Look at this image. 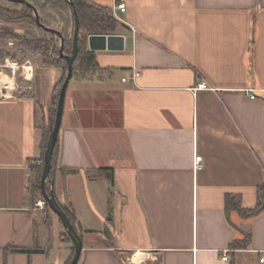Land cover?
Here are the masks:
<instances>
[{
	"label": "crops",
	"instance_id": "1",
	"mask_svg": "<svg viewBox=\"0 0 264 264\" xmlns=\"http://www.w3.org/2000/svg\"><path fill=\"white\" fill-rule=\"evenodd\" d=\"M88 1L127 12L125 49L94 51V78L67 89L52 187L76 214L78 264H264V211L230 214L245 249L225 213L227 194L253 209L264 184V0ZM25 71L22 91L0 72V264H65L71 243L37 186L53 90L37 100Z\"/></svg>",
	"mask_w": 264,
	"mask_h": 264
},
{
	"label": "trees",
	"instance_id": "2",
	"mask_svg": "<svg viewBox=\"0 0 264 264\" xmlns=\"http://www.w3.org/2000/svg\"><path fill=\"white\" fill-rule=\"evenodd\" d=\"M10 1V0H8ZM22 2H13L16 5V8L21 7L22 9L11 10L4 7L0 4V17L7 21L11 20H21V19H30V22L34 25L36 33H29L27 36L23 37L22 35L13 34L7 32L6 28L0 27V39L3 38L2 34H6L4 37H13L17 39L22 46L42 57L43 64L45 68H57L64 72V77L58 82L57 88L58 92L54 94V108L52 110V117L50 124L45 130L43 137L42 148L45 153L47 148V143L49 136L54 127L57 113V105L60 96V90L64 84V81L67 76L68 64L64 57H61V39L55 33V31L60 32L63 35L65 44H64V54L70 56L73 52V38L75 32V10L78 14L80 21V34H79V51L77 58L74 63L73 68V77L72 79L78 80H90L94 78L97 70L99 69L98 62L94 51H86L82 49L81 41L87 38L90 35H115L119 34L120 27L122 23L116 20L112 14V10L107 7H101L92 4L88 0H24ZM27 3L32 4L40 15V21L43 24V27L39 26L36 22V16L34 10L28 6ZM11 22V21H10ZM49 28V29H46ZM5 57L0 55V61L4 62ZM59 139L53 155L52 160V169L50 173V180L47 184V191L55 193L52 183L55 180V176L58 172V156H59ZM44 163L39 167L38 183L37 186L39 190L41 177L43 173ZM96 173L100 179L109 180L111 185L114 186V170L112 169H99L93 171ZM92 173V174H93ZM43 197V195H42ZM257 205L253 209H246L242 206V196L236 194H227L225 197V213L231 225L243 235V239L235 240L231 246L234 249H245L250 244L252 239V234L250 231H241L237 226L233 225L230 221V214L236 212L242 219H252L260 215L264 211V184L259 187L257 194ZM64 212L70 218L71 222L75 226L76 230L81 235L77 217L72 208L71 203L67 200L66 203L59 202ZM46 208L53 212L46 202ZM54 213V212H53ZM59 218V217H58ZM60 220V218H59ZM62 223V221L60 220ZM109 222H112L109 219ZM63 225V224H62ZM106 234L111 239L109 229L106 230ZM64 237L69 242L72 241L68 232L65 231ZM73 242V241H72ZM7 252H21L26 254H31L33 251L21 250L17 247H9L6 249ZM74 243L72 246V255L65 264H69L74 256ZM38 252V251H36Z\"/></svg>",
	"mask_w": 264,
	"mask_h": 264
},
{
	"label": "water",
	"instance_id": "3",
	"mask_svg": "<svg viewBox=\"0 0 264 264\" xmlns=\"http://www.w3.org/2000/svg\"><path fill=\"white\" fill-rule=\"evenodd\" d=\"M14 2H22L25 3L24 0H10ZM28 6H30L35 13L36 16V22L39 26L43 27V24L40 21V15L37 9L30 3H27ZM75 32H74V38H73V52L70 56H66L64 54V38L63 35L60 32L55 31V33L60 37L61 39V57H64L68 64V71L67 76L64 81V84L60 90V96L58 100L57 105V113H56V120L54 127L51 131V134L49 136V140L47 143V148L45 151L44 156V166H43V173L41 177V183L40 188L43 195L44 200L49 204L51 210L60 218L62 221V224L65 228V230L68 232L69 236L71 237L73 243H74V256L69 264H78L82 251L84 248L83 238L79 234V232L76 230L75 226L71 222L70 218L67 216V214L62 209L59 201L56 198L55 193L52 191L49 193L47 191V184L50 180V173L52 169V160L53 155L58 143L59 135H60V129L62 125V117L64 113L65 108V101H66V95H67V89L70 84V81L73 77V68L74 63L78 55L79 51V34H80V21L78 14L75 10ZM49 29V28H46ZM89 47L91 51H123L125 49V37L123 35H90L89 36Z\"/></svg>",
	"mask_w": 264,
	"mask_h": 264
},
{
	"label": "rangeland",
	"instance_id": "4",
	"mask_svg": "<svg viewBox=\"0 0 264 264\" xmlns=\"http://www.w3.org/2000/svg\"><path fill=\"white\" fill-rule=\"evenodd\" d=\"M0 4L11 10L18 9L19 11L22 9L21 7L16 8V5L8 0H0ZM9 20L11 22L0 17V27L6 28L7 32L17 35L19 34L23 37L27 36L29 33H36V29L32 22H30V19ZM2 36L3 38L0 39V55L5 57V59L4 62L0 61V72L3 71L11 77L16 76V81L20 82L22 91V87H26V84L24 83V73L26 71L23 69V66L31 65L34 68V82L32 84V90L27 91H32L37 100L40 101L43 82L45 83L44 88L47 91L51 92L53 90L51 102L47 105V121H50L52 110L55 105L54 94L59 91L57 84L64 77V72L57 68H45L40 55H36L26 50L17 39L13 37H4L7 36L6 34H2ZM81 44H83V41H81ZM82 49L84 48L82 47ZM12 66L17 68L15 75ZM42 200H44L43 197ZM44 207H46V205ZM70 243L71 246H73V242L71 241Z\"/></svg>",
	"mask_w": 264,
	"mask_h": 264
},
{
	"label": "built area",
	"instance_id": "5",
	"mask_svg": "<svg viewBox=\"0 0 264 264\" xmlns=\"http://www.w3.org/2000/svg\"><path fill=\"white\" fill-rule=\"evenodd\" d=\"M111 10H112V14H113L114 18L116 20H118L120 23L123 24L124 20L119 16V13H126L127 12V3L124 2V1H115L113 7L111 8ZM23 69L25 70V66H23ZM12 70H13V73L15 74L16 71H17V68L15 66H12ZM138 74L139 73L134 71V75H133L134 79L138 76ZM123 81H127V79L124 78ZM206 86L207 85H206L205 82H200L199 83V88L200 89L201 88H206ZM250 97L252 99H255V95H253V94L250 95ZM201 161H202V157L199 156V155H196V159H195V167H196V169L201 167ZM39 205L41 207H44L46 205V201L41 200L39 202ZM222 259H223V261H228V251L224 252V255H223ZM261 261H264V260L262 259Z\"/></svg>",
	"mask_w": 264,
	"mask_h": 264
}]
</instances>
